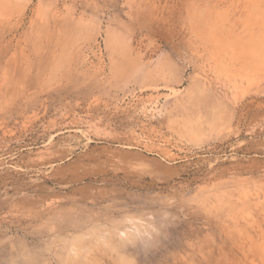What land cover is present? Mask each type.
Returning <instances> with one entry per match:
<instances>
[{"label":"rangeland","instance_id":"obj_1","mask_svg":"<svg viewBox=\"0 0 264 264\" xmlns=\"http://www.w3.org/2000/svg\"><path fill=\"white\" fill-rule=\"evenodd\" d=\"M63 259L264 264V0H0V264Z\"/></svg>","mask_w":264,"mask_h":264},{"label":"bare ground","instance_id":"obj_2","mask_svg":"<svg viewBox=\"0 0 264 264\" xmlns=\"http://www.w3.org/2000/svg\"><path fill=\"white\" fill-rule=\"evenodd\" d=\"M98 242H99V241H98ZM101 243H102V242H101ZM105 244L109 245V244L106 243V242H105ZM114 244H115V243H114ZM111 245H112V244H111ZM79 253H80V252H79ZM81 253H82V252H81ZM32 256H33V255H32ZM80 256H82V255H80ZM80 256H79V257H80ZM85 256L87 257L86 254H85ZM85 256H84V257H85ZM86 257H85V258H86ZM81 258H82V257H81ZM28 259H29V258H28ZM36 259H37V258H36ZM77 259L80 260L78 257H77L75 260H77ZM82 259H83V258H82ZM86 259H87V258H86ZM22 260H23V259H22ZM64 260H65V259H63L62 262L65 264ZM75 260H74V262H75ZM25 261H27V260H25ZM32 261H34V260L32 259ZM84 261H85V260H84ZM34 262H35V261H34ZM66 262H67V261H66ZM70 262L72 263L73 261L71 260ZM78 262H81V261H78ZM87 262H88V261H87ZM23 263H24V262H23ZM71 263H69V264H71ZM82 263H84V262L82 261ZM82 263H81V264H82ZM85 263H86V262H85ZM24 264H25V263H24ZM31 264H32V263H31Z\"/></svg>","mask_w":264,"mask_h":264}]
</instances>
